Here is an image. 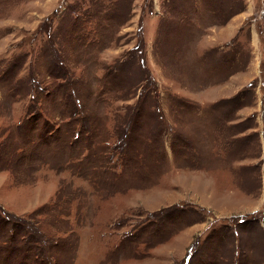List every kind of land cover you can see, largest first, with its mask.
I'll list each match as a JSON object with an SVG mask.
<instances>
[{
    "label": "rangeland",
    "instance_id": "374dc122",
    "mask_svg": "<svg viewBox=\"0 0 264 264\" xmlns=\"http://www.w3.org/2000/svg\"><path fill=\"white\" fill-rule=\"evenodd\" d=\"M111 2L0 0V264H264V0Z\"/></svg>",
    "mask_w": 264,
    "mask_h": 264
},
{
    "label": "trees",
    "instance_id": "16d2710c",
    "mask_svg": "<svg viewBox=\"0 0 264 264\" xmlns=\"http://www.w3.org/2000/svg\"><path fill=\"white\" fill-rule=\"evenodd\" d=\"M108 8L110 7L108 6L101 9L108 10ZM20 223L24 226L23 236L21 237L20 235L15 234L12 235L11 238L15 237V241L17 245H20L19 243H22V241H24L29 243V245L32 247L34 245V247L39 246V248L35 253L31 251L30 253L22 255V257L19 260L18 259L15 260L16 263L17 264H57L52 254L48 252L46 248L49 242L44 239L42 233L38 229L33 227V225H31L29 222L20 220ZM15 227H18V223L16 224ZM10 246L11 245H6V247L4 248L5 251L10 249ZM30 249L26 250L25 252H28Z\"/></svg>",
    "mask_w": 264,
    "mask_h": 264
},
{
    "label": "crops",
    "instance_id": "0c3cea01",
    "mask_svg": "<svg viewBox=\"0 0 264 264\" xmlns=\"http://www.w3.org/2000/svg\"><path fill=\"white\" fill-rule=\"evenodd\" d=\"M190 228V227H189ZM204 228H206V227H203V228H201V231H203L204 230ZM205 231H206V229H205ZM204 231V232H205ZM197 235H199V233L197 234ZM237 241V240H236ZM183 245V244H182ZM187 253H190L191 254V258H192V256L194 257V254L193 253H191V244H189V245H187L186 246V251H185V254H184V256L186 257L187 256ZM191 258H189V261H191ZM233 264H235V262L237 261V259H234L233 258ZM231 264H232V258H231ZM215 264V263H214Z\"/></svg>",
    "mask_w": 264,
    "mask_h": 264
}]
</instances>
